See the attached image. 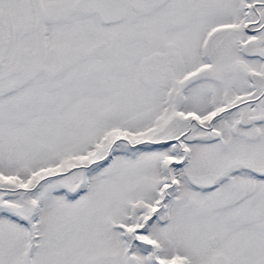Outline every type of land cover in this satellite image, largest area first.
Returning a JSON list of instances; mask_svg holds the SVG:
<instances>
[{
  "label": "snow or ice",
  "instance_id": "snow-or-ice-1",
  "mask_svg": "<svg viewBox=\"0 0 264 264\" xmlns=\"http://www.w3.org/2000/svg\"><path fill=\"white\" fill-rule=\"evenodd\" d=\"M0 264H264V0H0Z\"/></svg>",
  "mask_w": 264,
  "mask_h": 264
}]
</instances>
